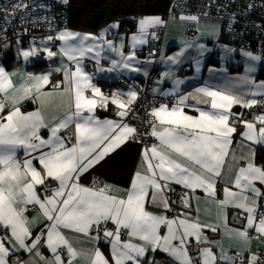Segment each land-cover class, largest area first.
Listing matches in <instances>:
<instances>
[{
  "label": "snow or ice",
  "instance_id": "snow-or-ice-1",
  "mask_svg": "<svg viewBox=\"0 0 264 264\" xmlns=\"http://www.w3.org/2000/svg\"><path fill=\"white\" fill-rule=\"evenodd\" d=\"M14 7L29 6L21 0ZM180 19L200 22L198 16ZM137 24V31L127 37V52L125 36L118 41L107 38L119 28L115 23L99 35L65 29L47 36L41 41L42 51L48 60L58 57L61 66L46 73L8 72L0 66V264H10V258L12 264H74L79 256L88 257L89 264H155L152 254L157 251L166 253L173 264H245L244 252L247 264H264L250 248L229 255L219 240L206 235L221 232L249 243L264 237V192L257 186H264V165H257L254 148L264 146V80L252 75L264 53H242L250 61L245 76L220 87L196 88V94L208 98L203 106L199 101L189 103L194 99L191 93H180L183 80L174 79V89L167 92L154 88L175 103L152 107L146 131L140 132L126 121L130 113L136 115L132 105L139 93L117 90L107 96L94 83L97 72L128 70L148 76L141 66L153 61L140 60L137 51L160 39L155 29L164 21L144 17ZM55 41L60 42L58 51L51 50L49 42ZM183 45L179 53L162 61L179 63L193 47L201 54L207 50L197 40H185ZM155 54L150 50V56ZM37 55L36 47L18 53L25 62ZM102 60H108L110 67H103ZM196 63L199 72L200 61ZM54 73H62L63 80L53 83ZM18 75L17 83L13 77ZM163 75L172 76L170 71ZM49 85L51 90L46 91ZM54 96L65 108L60 115L44 111L45 101ZM25 99L40 107L22 111ZM109 104L116 107L118 119L96 115L97 109L107 111ZM236 106L262 111L248 120L243 112H233ZM144 136L155 142L145 143ZM130 140L141 143V160L126 189L95 180L81 182L90 169ZM221 182L223 199H218ZM177 185L184 191L176 192ZM198 190L218 209L215 221L201 219ZM169 193L178 195L179 201L170 200ZM173 205L182 210L176 212ZM150 207L162 211L154 213ZM229 207L239 210V219L234 220L239 227L228 224ZM32 211L46 221L39 231H35L37 217L29 216ZM102 240L108 244L107 255L98 246ZM41 247L51 256L45 257ZM21 252L28 254L27 261L20 258Z\"/></svg>",
  "mask_w": 264,
  "mask_h": 264
},
{
  "label": "crops",
  "instance_id": "crops-1",
  "mask_svg": "<svg viewBox=\"0 0 264 264\" xmlns=\"http://www.w3.org/2000/svg\"><path fill=\"white\" fill-rule=\"evenodd\" d=\"M181 16L189 17V16H198L199 17V24L190 21L188 19H180ZM144 17H160L164 24V35L161 42V50L160 54L156 60V73L154 78L152 79L153 82V89L159 88L161 91L167 92L174 89V79L175 80H183L184 83L180 85V93L188 94L191 93L194 99H190L189 103L196 104L197 101L200 102V106H203L204 103L207 101V97L202 95H198L195 93V89L198 87H204L208 85H215L217 87L222 86L228 80H235L238 77H243L246 75V69L250 61L247 57H245L242 53L244 51H250L244 48L234 47L231 42V33L229 31L223 30L221 19L218 17H213L210 15L205 14H179L176 16L165 18L161 15H148ZM144 17H139L137 22ZM136 22V26L132 30L121 29L119 22H115L119 24L118 29H112L108 34V39H119V36L126 37V47L124 49L125 52L128 51L127 47V37L130 34L135 33L137 31L138 24ZM108 24L104 26L100 31L92 32V31H82V30H75L70 29L69 27L59 29L58 32L63 31L65 29L73 32H80L83 34H94L99 35L103 30L109 29L112 24ZM192 26L197 29V33L194 35H188L187 30ZM161 27V26H159ZM213 28L216 29L213 32ZM157 33V29H155ZM119 34V35H118ZM188 40H197L198 43L205 45L206 51L202 54L199 50L195 47L189 48L185 53L184 56L180 58L179 63H172L168 61L167 63L162 61V57L166 58L168 56H173L179 53L182 48L184 47L183 41ZM158 42V40L150 41L149 44L141 46L137 51V56L140 60H148L150 58L146 57L142 54V50L144 47L150 46L153 43ZM51 44L52 51H58V46L60 44L59 41H55L54 43L49 42ZM19 47L22 49L29 50L32 47H36L38 50V55L36 57H30L29 62H25L22 57L18 56ZM45 47V44H42L41 41L39 42H32L26 45H19L16 44L12 46V54L13 60L11 61L13 65L7 66L5 61L3 60V55L0 53V66H3L6 71L13 72V71H21L31 73L33 75H39L46 73L50 70V68H55L61 66L58 62V57L53 58L52 60H48L46 58V52L42 51ZM18 49L17 51H15ZM256 55H260L257 52L251 51ZM7 55V53H5ZM6 58L7 61L8 57ZM66 59V58H65ZM152 60V59H151ZM197 60L200 61L199 63V72L196 71L197 69ZM153 61V60H152ZM41 63L39 67H32V65ZM101 64L103 67L108 68L110 67V63L108 60H102ZM153 63L142 65L141 67L146 68V70L151 71ZM190 66V68H188ZM257 71L252 75L255 77L257 81L264 80V61L256 63ZM166 71H170L172 76L170 78H165L164 73ZM132 76L140 81L146 77L143 73H135L130 72L128 70H117L112 73L108 72H97L96 73V80L94 83L97 84L98 87L101 88L102 92L107 95L111 96L115 91L122 90L124 92L129 91L130 89H135L134 87H123L117 83V79L120 76ZM51 81L55 83L56 81H62L63 75L62 73H54L50 77ZM14 82H20L21 76L13 77ZM163 81V83H161ZM46 91L51 90V85L47 86L45 89ZM136 90V89H135ZM156 95H160L159 93L154 92ZM167 97V96H164ZM175 103V101L173 102ZM172 103H169L171 106ZM159 105V104H158ZM157 105V106H158ZM40 107V104L37 102H33L32 100L25 99L22 102L21 108L24 112L34 111ZM65 110L64 106L62 105L61 98L59 96H54L51 99L45 101L44 104V111L48 113H56L60 115ZM116 107L112 104L108 105V110L104 111L102 109H97L96 115L101 119L108 118V119H118L115 115ZM186 112L189 114L196 115L194 111H190L189 109H185ZM233 112L240 113L243 112L244 116L243 119L251 120L253 118V113L251 110L243 109L239 106L233 108ZM128 117H126L127 121ZM128 122V121H127ZM129 123V122H128ZM130 124V123H129ZM131 125V124H130ZM132 126V125H131ZM242 128H238V131H242ZM69 132L72 131L70 128ZM41 135L47 137V132L42 130ZM235 147V142L234 145ZM141 143L136 141H129L123 144L120 148H118L115 152L111 153L109 156L105 158L100 164L96 165L94 168L90 169L88 173H86L82 178L81 182L84 184H90L92 178L94 176H99L104 183L110 184L115 188L119 189H126L129 186V182L132 178L133 172L137 169L140 164L141 160ZM256 151V163L257 165H264V146L254 145ZM258 187H261L262 192H264V186L257 184ZM180 188L184 191L181 186H174ZM224 187V183L221 182L217 185V198L223 199V192L222 189ZM196 196L200 197L198 201L199 212L201 219L205 222L215 221L218 209L214 204L207 203L205 200V194L201 191H197ZM193 203H197L193 201ZM264 203V201H262ZM154 213H159L162 211L160 208L150 207L148 209ZM182 210L179 207V212ZM228 214V224L231 227H239V224L234 223V220L239 219V210L229 207L227 209ZM195 215V213H194ZM29 216L37 217V224L35 226V231H39V228L43 226V223L46 221L40 216L39 212L32 211L29 213ZM221 227H223L221 225ZM206 235L209 236L210 239H216L221 242V246L228 251L229 255H234L236 250L244 251L245 248H250V250L254 253L258 254L259 249H264V237H260L259 239H252L249 242L241 241L236 238L229 239L226 235H223L221 232L218 233H211L206 231ZM250 235H254L250 232ZM83 239V237H81ZM100 249L107 255L109 253L108 244H106L103 240L100 241L99 245ZM41 251L43 252L45 257H50L51 253L41 247ZM216 251V249H214ZM247 253V252H246ZM19 255H24L22 260L27 261L29 256L27 253L21 252ZM167 255L166 253H162L157 251L156 253L152 254L154 257L155 263L157 262L158 258ZM168 256V255H167ZM147 259V257H146ZM10 264H12V260L10 258ZM38 264H43V262H38ZM74 264H89V258L86 256H79L75 259ZM247 264V261H245Z\"/></svg>",
  "mask_w": 264,
  "mask_h": 264
},
{
  "label": "built area",
  "instance_id": "built-area-1",
  "mask_svg": "<svg viewBox=\"0 0 264 264\" xmlns=\"http://www.w3.org/2000/svg\"><path fill=\"white\" fill-rule=\"evenodd\" d=\"M21 0H0V27L5 26L11 30L10 36L3 35L0 37V45L6 44L5 40H9L14 44L23 43L29 44L32 42H39L45 40L47 36H55L58 33L63 21L68 15L69 2L64 3L63 0H23L29 7L27 9H20L14 7L15 4ZM42 5V7L40 6ZM173 7L168 9L165 18L176 16L179 14H205L213 17H218L222 20L224 28L232 35V45L238 48L248 49L250 51H257V53H264V37L261 35V29L258 27L257 21L248 22L247 17L252 15V10L258 7L264 8L263 0H173ZM251 5V7H249ZM6 13L13 14L6 16ZM257 19L262 16H255ZM264 18V17H263ZM240 20L237 27L243 30L242 33H237L234 30V25ZM164 27L157 28V35L160 37L158 42L144 47L142 54L153 60L151 71L143 81L132 76H120L117 83L123 87H134L139 93L138 99L132 105V109L136 115L131 113L127 121L140 132L146 131L147 112L154 106L161 102L173 103L175 100L172 97H164L156 95L153 92L152 79L156 73V60L160 54L161 42L164 35ZM245 31L248 34L245 35ZM2 34V31H0ZM197 33L195 27L190 26L187 30L188 35ZM150 50H155V56H150ZM89 67H92L86 61ZM190 68V66L188 67ZM262 111L259 107L253 108L251 113L256 114ZM145 143L155 142L151 137H142ZM98 184H103L104 181L99 176H94ZM91 181V182H92ZM176 188V192H182L180 188ZM170 200L179 201L180 197L176 194L169 193ZM176 212H179V207L173 205ZM112 227V225H109ZM195 255V252H193ZM245 261H247L248 253L244 252ZM258 255L264 259V249L258 250ZM23 259L24 255H19ZM155 264H173V261L167 255L158 258Z\"/></svg>",
  "mask_w": 264,
  "mask_h": 264
},
{
  "label": "trees",
  "instance_id": "trees-1",
  "mask_svg": "<svg viewBox=\"0 0 264 264\" xmlns=\"http://www.w3.org/2000/svg\"><path fill=\"white\" fill-rule=\"evenodd\" d=\"M69 4L68 15L64 19V24L61 25L60 30L69 27L70 29L92 32L100 31L104 26L115 22H119L121 29L132 30L135 28L139 17L148 15L165 17L168 9L174 6L173 0H70ZM251 13L255 16H262L258 19L255 16H250L247 17L246 21H257L259 23L258 27L261 29V35L264 37V8L258 7L253 9ZM239 22L240 20L233 27L237 33H242L243 30L237 27ZM222 26L223 30H225L223 23ZM0 31H2L0 37L5 39L3 35L10 36L11 30L5 26L0 27ZM247 34L248 31H245V35ZM5 42L7 43L0 45V53H2L6 65L11 66L13 63L7 61L4 57L7 56L5 53L9 50L12 51V46L15 44L9 40H5ZM18 44L26 45L23 43ZM40 64H34L32 67H39Z\"/></svg>",
  "mask_w": 264,
  "mask_h": 264
},
{
  "label": "water",
  "instance_id": "water-1",
  "mask_svg": "<svg viewBox=\"0 0 264 264\" xmlns=\"http://www.w3.org/2000/svg\"><path fill=\"white\" fill-rule=\"evenodd\" d=\"M7 57H8V60H9V61H12V60H13V54H12V51H11V50H9V51L7 52Z\"/></svg>",
  "mask_w": 264,
  "mask_h": 264
},
{
  "label": "rangeland",
  "instance_id": "rangeland-1",
  "mask_svg": "<svg viewBox=\"0 0 264 264\" xmlns=\"http://www.w3.org/2000/svg\"><path fill=\"white\" fill-rule=\"evenodd\" d=\"M187 14V13H186ZM16 45V44H15ZM22 49V47H19V51ZM18 49H16L15 51H17ZM23 50H25V49H23Z\"/></svg>",
  "mask_w": 264,
  "mask_h": 264
}]
</instances>
